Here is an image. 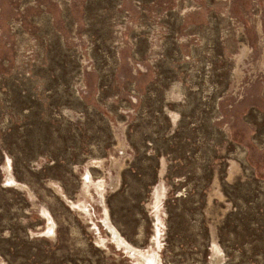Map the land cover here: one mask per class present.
<instances>
[{"label":"rangeland","instance_id":"rangeland-1","mask_svg":"<svg viewBox=\"0 0 264 264\" xmlns=\"http://www.w3.org/2000/svg\"><path fill=\"white\" fill-rule=\"evenodd\" d=\"M137 256L264 264V0H0V264Z\"/></svg>","mask_w":264,"mask_h":264},{"label":"bare ground","instance_id":"bare-ground-1","mask_svg":"<svg viewBox=\"0 0 264 264\" xmlns=\"http://www.w3.org/2000/svg\"><path fill=\"white\" fill-rule=\"evenodd\" d=\"M133 255H134V254H133ZM139 257L143 260V263H144V264H146V263H147V264H150L149 262H145V259L142 258V257H144V256H142V257H141V256H137V258H139Z\"/></svg>","mask_w":264,"mask_h":264},{"label":"water","instance_id":"water-1","mask_svg":"<svg viewBox=\"0 0 264 264\" xmlns=\"http://www.w3.org/2000/svg\"><path fill=\"white\" fill-rule=\"evenodd\" d=\"M139 259H141L140 257H139ZM142 260V259H141ZM143 261V260H142ZM147 264V263H146Z\"/></svg>","mask_w":264,"mask_h":264}]
</instances>
